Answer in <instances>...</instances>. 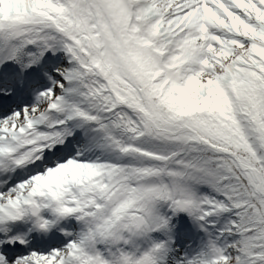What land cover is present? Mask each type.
<instances>
[{
  "label": "snow or ice",
  "instance_id": "6c2138e0",
  "mask_svg": "<svg viewBox=\"0 0 264 264\" xmlns=\"http://www.w3.org/2000/svg\"><path fill=\"white\" fill-rule=\"evenodd\" d=\"M0 264H264V0H0Z\"/></svg>",
  "mask_w": 264,
  "mask_h": 264
},
{
  "label": "clouds",
  "instance_id": "9594fccd",
  "mask_svg": "<svg viewBox=\"0 0 264 264\" xmlns=\"http://www.w3.org/2000/svg\"><path fill=\"white\" fill-rule=\"evenodd\" d=\"M38 214L39 209L33 207L18 213L17 218L21 220H26L27 223H31L32 228H34L38 233H40L44 231V226L38 219H34V217H38ZM64 220H66V218L60 217L57 221V226Z\"/></svg>",
  "mask_w": 264,
  "mask_h": 264
},
{
  "label": "rangeland",
  "instance_id": "374dc122",
  "mask_svg": "<svg viewBox=\"0 0 264 264\" xmlns=\"http://www.w3.org/2000/svg\"><path fill=\"white\" fill-rule=\"evenodd\" d=\"M49 218H51V217H49ZM76 222L77 221L74 218H69V219L62 221L59 225H64L65 227H69L73 223H76ZM174 222H175V229H177V230L181 229L182 227H184L190 223L189 219L183 215L174 218ZM173 238H174V235H173ZM181 251H185V249L181 248Z\"/></svg>",
  "mask_w": 264,
  "mask_h": 264
}]
</instances>
